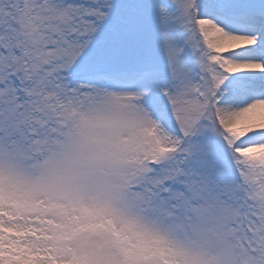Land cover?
I'll return each mask as SVG.
<instances>
[{
  "label": "snow or ice",
  "instance_id": "snow-or-ice-1",
  "mask_svg": "<svg viewBox=\"0 0 264 264\" xmlns=\"http://www.w3.org/2000/svg\"><path fill=\"white\" fill-rule=\"evenodd\" d=\"M0 264H264V0H0Z\"/></svg>",
  "mask_w": 264,
  "mask_h": 264
}]
</instances>
